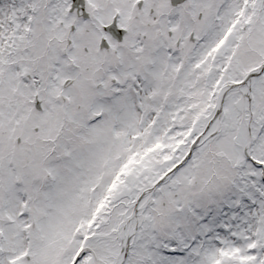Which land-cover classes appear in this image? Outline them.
Wrapping results in <instances>:
<instances>
[{
	"label": "snow or ice",
	"instance_id": "obj_1",
	"mask_svg": "<svg viewBox=\"0 0 264 264\" xmlns=\"http://www.w3.org/2000/svg\"><path fill=\"white\" fill-rule=\"evenodd\" d=\"M0 264H264V0H0Z\"/></svg>",
	"mask_w": 264,
	"mask_h": 264
}]
</instances>
